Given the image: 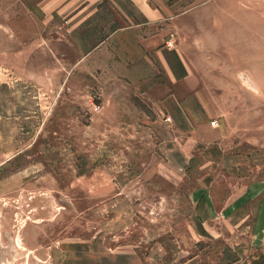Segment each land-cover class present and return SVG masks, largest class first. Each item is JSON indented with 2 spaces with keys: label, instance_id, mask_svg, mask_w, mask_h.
Masks as SVG:
<instances>
[{
  "label": "rangeland",
  "instance_id": "1",
  "mask_svg": "<svg viewBox=\"0 0 264 264\" xmlns=\"http://www.w3.org/2000/svg\"><path fill=\"white\" fill-rule=\"evenodd\" d=\"M172 2L135 33L181 49L189 91L103 43L127 24L110 4L73 26L47 0H0V264L235 262L200 233L199 199L230 206L264 177V0Z\"/></svg>",
  "mask_w": 264,
  "mask_h": 264
},
{
  "label": "crops",
  "instance_id": "2",
  "mask_svg": "<svg viewBox=\"0 0 264 264\" xmlns=\"http://www.w3.org/2000/svg\"><path fill=\"white\" fill-rule=\"evenodd\" d=\"M172 1L47 0V3L54 5L57 12L73 26L84 24L94 18L105 3L110 4L127 20V24L110 32L103 43L109 44L126 63L140 65L155 59L164 66L174 86H185V90L189 91L192 89V68L181 49L161 43L159 31L142 37L135 33V29H147L146 26H155L163 20L176 17ZM163 99V102H167L171 118L183 124L190 123L189 114L179 100L176 87L168 91ZM227 160L222 150L216 167L232 168L234 164H229ZM239 196L238 200L234 199L237 205L233 203L225 206L227 200H219L207 189L199 199L200 233L216 243L221 244L222 241L225 244L222 248L233 255L238 252L239 255L234 257L235 262L231 264H264V177L250 181ZM244 250L246 253L242 252Z\"/></svg>",
  "mask_w": 264,
  "mask_h": 264
},
{
  "label": "built area",
  "instance_id": "3",
  "mask_svg": "<svg viewBox=\"0 0 264 264\" xmlns=\"http://www.w3.org/2000/svg\"><path fill=\"white\" fill-rule=\"evenodd\" d=\"M216 123H217V121H216V120L212 122V124H213V125H215Z\"/></svg>",
  "mask_w": 264,
  "mask_h": 264
}]
</instances>
